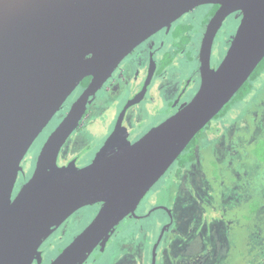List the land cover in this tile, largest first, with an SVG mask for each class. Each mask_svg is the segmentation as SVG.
I'll return each mask as SVG.
<instances>
[{
	"label": "water",
	"instance_id": "95a60500",
	"mask_svg": "<svg viewBox=\"0 0 264 264\" xmlns=\"http://www.w3.org/2000/svg\"><path fill=\"white\" fill-rule=\"evenodd\" d=\"M205 3L220 7L205 30L201 82L190 101L108 156L81 168L59 166V150L79 123L86 96L142 40ZM237 10L243 14L232 41L212 67L213 40L223 19ZM263 58L264 0H0V264L40 259L43 238L75 210L95 203L101 204L89 224L48 264H83L101 255L118 225L135 214L151 186ZM88 75L89 85L49 134L31 177L11 199L29 147Z\"/></svg>",
	"mask_w": 264,
	"mask_h": 264
},
{
	"label": "flooded vegetation",
	"instance_id": "af4514ba",
	"mask_svg": "<svg viewBox=\"0 0 264 264\" xmlns=\"http://www.w3.org/2000/svg\"><path fill=\"white\" fill-rule=\"evenodd\" d=\"M200 5H209L210 8L207 12L206 18L200 22L198 27L194 28L192 22L181 21L186 17V14L191 13ZM200 5L192 8L190 11L174 20L171 24L150 34L142 40L132 51L120 60L118 65L102 85L96 91L91 92L86 96L83 102L84 112L80 121L59 150L57 160L59 166H64L69 162H73L75 166L81 168L92 163L99 156H108L114 153L119 146L125 142H128L129 144L136 142L152 127L172 116L190 101L198 90L201 82L200 50L205 30L209 20L220 7V4L215 3H205ZM242 14L243 12L241 10L234 11L227 15L221 22L220 28L212 43L210 55V65L212 67L217 66L223 58L216 59L214 54V43L222 34L221 28L223 22L229 19V17L235 16L238 18L237 20L239 23ZM180 25L185 26L184 30H177V27ZM188 27L189 29H187ZM229 37L230 38L224 40L226 50L232 41V37ZM176 59H181L179 64L182 69H185L188 65L185 71L179 70L178 65L176 64L177 62H175ZM189 67L191 68L189 69ZM181 75H184L183 78H181ZM91 79V75L84 77L68 95L63 102L62 107L53 115L51 120L38 135L40 136L46 130L42 140L43 142L65 117L72 105L87 88ZM153 87L164 95V99L167 103L165 116L162 119H159L158 116L155 115L154 120L148 126L141 124L138 116L135 121V126L132 127V123L129 122L130 111L144 104L150 96ZM107 99L111 102L112 106L114 105L113 103H115V109L112 110V106H108L98 114L97 117H100V119L96 120V118H94V113H96L101 102ZM108 109H111V114H107ZM94 121L101 122L104 125V129L101 131L95 128L94 133L87 131L85 137L82 138V141H85V143L75 152H72L73 135L86 130L90 123H93ZM105 123H107V125ZM126 123H128V125H126ZM209 123L206 125L207 128L204 131V136L194 148L195 157L192 162L188 164H179L178 166H175L173 162L151 186V188H153L159 183L160 189L162 187L163 191H161L162 194L160 199L164 198L162 195L165 196L167 194L168 201L153 203V205L145 211H138L140 205L138 204L135 209V214L131 215L128 219L123 220L116 229V231L121 229V224L127 222V226L130 228L129 231L133 232L134 229H139L140 227L138 219L148 217L157 210L164 213L165 219L161 222L160 232L159 234L157 233V237L153 236V241L150 243L151 258L141 256L139 264H162L163 256L160 257L159 255L161 253L159 246L165 238L167 230L174 223L172 209L174 199L177 196H186L187 194H194V197H196L198 194L196 193L193 184H197L198 187L203 186V189L208 187V190H206L208 191L207 194H210L212 208L217 213L218 211H224L222 209L225 207L222 204L224 196L231 193H237L235 194L236 196L240 195L242 200L246 199V201H248L249 194L257 193L261 187L259 185L260 183L258 184L257 182L258 179L264 177V163H256L258 166L262 164L257 171L250 170L247 166H239L235 170L233 168V158L231 155L229 156L224 153L223 156H220L221 152H223L222 142L227 140V136L224 135V132H222L220 128L214 127V125L211 126V123ZM142 125H144V127ZM129 126L130 128H128ZM206 136H212L213 142H204L207 138ZM214 137H216L218 141L215 142ZM235 138L236 141L231 143L232 145L229 147L228 151L231 152L232 149L237 148L242 153H240V156L244 155L252 157L249 153V149L252 148L251 145H253V142L256 139L254 138L253 141L252 139L249 140L248 136L242 134L240 130L236 131ZM231 139L232 137L229 138V140ZM20 172L21 171L18 173L11 199L17 194L22 184L31 177H19ZM163 180H165L164 183ZM100 204H88L80 207L70 214L64 221L55 226L54 230L43 238L38 247V250L41 252L40 259L36 255L32 264H48L52 259L48 262L45 261L44 256L47 249L54 244H57L58 241L62 242L64 238L68 237V229L70 225L67 226L69 224L67 221H70V223L72 222L75 225L85 221L81 229L83 230L96 214ZM261 211H264L263 207L258 209V212ZM73 236L66 241L64 244L65 246L71 241ZM108 243L100 258L110 248L108 247ZM155 245V261H153V248ZM96 254L97 252L94 253V255ZM185 256L188 260H185L184 258L180 260L179 264H190L191 257L189 258V256ZM209 259H211L210 256L203 261V264L209 262ZM195 264H199L198 261H196Z\"/></svg>",
	"mask_w": 264,
	"mask_h": 264
},
{
	"label": "rangeland",
	"instance_id": "374dc122",
	"mask_svg": "<svg viewBox=\"0 0 264 264\" xmlns=\"http://www.w3.org/2000/svg\"><path fill=\"white\" fill-rule=\"evenodd\" d=\"M209 8V5H200L191 13L186 14V17L184 16L185 18L181 21L192 22V25L196 28L206 18ZM237 19L233 16L223 22L222 34L214 43L216 59L223 57L225 54L224 40L230 38L229 36L233 38V33H235L238 25ZM179 61L181 62V59L175 60L179 70L185 71L188 65L185 69H182ZM183 76L181 75V78ZM113 104L114 107L108 99L103 100L96 113H94V118L99 120L98 114L108 106H112V110H114L116 105ZM166 105L163 93L153 87L144 104L130 111L129 122L132 123L131 126H135L138 116L139 122L145 126H148L154 120L155 115L162 119L165 116ZM107 114H111V109L107 110ZM210 123L211 126L214 125V127L220 128L227 136V140L222 142L223 152L220 156H223L224 153L231 155L235 170L239 166H247L250 170L257 171L262 164L258 166L254 163L253 157L240 156L241 151L237 148L232 149L231 152L228 150L232 145L231 143L236 141L237 130H240L252 141L254 138L257 139L264 131V69L252 81L251 90L247 95L232 103L225 112L213 118ZM105 124L107 125V123ZM144 125L142 126L144 127ZM95 128L102 131L104 125L101 122L94 121L90 123L86 130L73 135L71 151L75 152L81 147L85 143L82 138L85 137L86 132L94 133ZM45 133L46 130L36 138L27 151L21 162L22 169L19 177H30L32 175ZM206 137L204 142H213L212 136ZM228 137H232V139L229 140ZM214 140L215 142L218 141L216 137H214ZM261 178L257 182L260 183L259 185L263 183ZM193 186L198 194L196 197H194V194H187L186 196H177L174 199L172 206L174 223L167 230L165 238L159 246L161 252L159 255L160 257L163 256L162 264H179L180 260L186 257L185 255L191 257L190 264H195L196 261L203 264L208 256L211 259L205 264H264V221L262 217L259 221L258 219L247 220L244 217L247 206L246 199L242 200L240 195H235L237 193L228 194L224 196L222 201L223 206H225L222 208L224 211H218L217 213L212 208L210 194H207L208 187L203 189L202 185V187H198L197 184H193ZM161 191L162 187L160 189L159 183L151 188L140 201L138 211L147 210L153 203L167 202V194L162 195L164 198L160 199L163 192ZM163 219H165L164 213L157 210L148 217L138 219L140 227L134 229L133 232L129 231L130 228L127 226V222L121 224V229L117 230L112 236L108 243L110 248L103 256L100 258L102 254L99 256L92 255L84 264H139L141 256L151 258L150 243L153 241V236L157 237L159 234ZM67 222L69 223L67 226L70 225L68 237L47 249L44 256L46 262L53 259L65 247L64 244L71 236L81 231L85 221L76 225L70 223V221ZM185 260H188V258H185Z\"/></svg>",
	"mask_w": 264,
	"mask_h": 264
},
{
	"label": "trees",
	"instance_id": "16d2710c",
	"mask_svg": "<svg viewBox=\"0 0 264 264\" xmlns=\"http://www.w3.org/2000/svg\"><path fill=\"white\" fill-rule=\"evenodd\" d=\"M184 28L185 26L180 25L177 27V30H184ZM187 29H189V27ZM263 69H264V58L260 61V63L257 65L255 70L251 73L249 78L243 83V85L234 94L231 100L220 110V112L216 116H219L220 114L225 112L232 103L239 101L243 97H245L247 93L251 90L252 81L261 73ZM206 128L207 126L202 128L196 134V136L189 142L186 148L179 154V156L174 161L175 166H178L179 164H188L192 162V160L195 157L194 148L196 144H198L200 139L204 136V130ZM251 147L252 148L249 149V153L254 158V163H258V162L264 163V131L261 133V135L256 140H254L253 145H251ZM261 179L263 183L260 185L261 187L259 188V191L257 193L255 192L254 194H249L248 201H247V207L244 211V217L247 220L248 219L249 220L258 219L259 221V219L262 217V220L264 221V211L262 213L258 212V209L261 206H263V210H264V177H262Z\"/></svg>",
	"mask_w": 264,
	"mask_h": 264
}]
</instances>
